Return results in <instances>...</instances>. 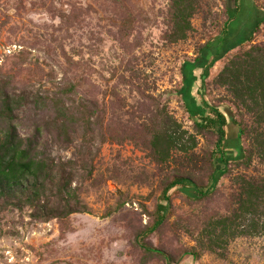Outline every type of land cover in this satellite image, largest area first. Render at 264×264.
<instances>
[{
  "label": "rangeland",
  "instance_id": "rangeland-1",
  "mask_svg": "<svg viewBox=\"0 0 264 264\" xmlns=\"http://www.w3.org/2000/svg\"><path fill=\"white\" fill-rule=\"evenodd\" d=\"M255 1L264 7V0ZM226 3L201 0L187 38L169 42L170 0H0V81L10 92L30 89L48 100L61 97L65 86L75 87L63 96L82 119L72 128V143H56L53 135L47 139L56 162L76 164L72 185L87 210L47 222L35 220L29 209L3 210L0 264H168L137 240L153 224L165 184L181 174L174 160L162 166L152 159L148 124L164 107L197 136V156L213 150L215 138L195 132L178 91L183 65L229 21ZM252 43L264 45V24L252 42L210 68L204 84L212 104L237 114L229 93L212 82L231 56ZM200 74L195 72L198 80L191 89L197 104ZM43 113L38 123L48 125L53 113L49 108ZM21 116V130L34 126V112ZM228 138L233 157L249 144L246 138L240 142L232 125ZM201 167L198 182L206 180L209 170L207 164ZM233 172L264 175V164L255 160L249 170L235 167ZM170 196V217L153 234L142 235L144 243L166 251L177 264H264V233L236 237L223 251L198 245L204 224L235 207L230 174L220 176L216 192L204 200L180 191ZM196 247L198 260L183 256Z\"/></svg>",
  "mask_w": 264,
  "mask_h": 264
},
{
  "label": "trees",
  "instance_id": "trees-1",
  "mask_svg": "<svg viewBox=\"0 0 264 264\" xmlns=\"http://www.w3.org/2000/svg\"><path fill=\"white\" fill-rule=\"evenodd\" d=\"M226 2L229 21L219 36L199 47L193 61L183 65V87L178 91L186 102L195 132L215 138L213 150L207 151L203 158L197 156L194 153L198 146L197 136L185 130L164 107L148 124V146L152 159L162 166L174 160L180 165L181 174L167 181L156 206L153 224L145 234L140 233L137 240L144 249L162 256L168 264H177V260L166 251L144 243L142 235L153 234L170 217L171 192L180 191L193 200H204L216 192L218 179L224 174H230L236 188L235 207L230 213L211 218L204 224L199 232L198 245L204 250L223 251L236 237L264 233V175L233 172L235 167L249 170L255 160L264 164V45L252 43L247 49L239 50L213 79L215 86L229 93L237 114L231 107L229 112L207 100L204 84L210 68L217 61L243 43L253 41L254 32L264 24V7L257 3L263 14L253 31L244 37H237L233 34L232 23L241 3L240 0ZM200 3L201 0H170L167 41L178 42L187 38L192 27L191 18ZM197 70L201 71L202 80L200 104L191 94L193 83L198 80L195 75ZM6 85L0 81V213L8 208L29 209L35 220L47 222L52 218L86 212L72 185L77 177L76 164L73 161L56 162L47 139L48 135H53L56 143L69 144L73 141L75 131L72 128L79 125L82 119L78 112L72 111L63 96L73 94L75 87L65 86L58 93L62 94L61 97L48 100L30 89L10 92ZM48 108L53 113L51 121L42 125L38 121ZM27 112H34V126L21 130V115ZM247 117L251 120L250 124ZM231 125L237 129L240 142L244 138L249 142L246 148L242 146L238 149L235 157L227 144ZM80 159V167L86 169L87 163L84 158ZM203 163L208 165L209 170L205 173L206 180L198 182ZM88 173L91 174L92 170ZM183 256L198 260L200 251L196 247L185 251Z\"/></svg>",
  "mask_w": 264,
  "mask_h": 264
},
{
  "label": "crops",
  "instance_id": "crops-1",
  "mask_svg": "<svg viewBox=\"0 0 264 264\" xmlns=\"http://www.w3.org/2000/svg\"><path fill=\"white\" fill-rule=\"evenodd\" d=\"M240 3L241 8L232 23V30L233 34H236L235 36L244 37L253 31L259 17L262 18L263 11L258 8L255 0H240Z\"/></svg>",
  "mask_w": 264,
  "mask_h": 264
}]
</instances>
